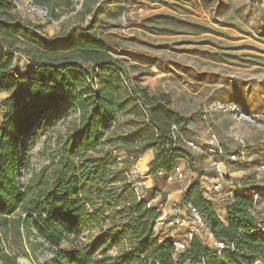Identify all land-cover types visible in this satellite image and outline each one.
I'll list each match as a JSON object with an SVG mask.
<instances>
[{
  "label": "trees",
  "instance_id": "1",
  "mask_svg": "<svg viewBox=\"0 0 264 264\" xmlns=\"http://www.w3.org/2000/svg\"><path fill=\"white\" fill-rule=\"evenodd\" d=\"M15 1L0 0V92L7 93L0 121V264H19V257L31 258L33 264H251L256 260L264 264V237L258 229L263 221L256 215L254 200L235 193L223 205V222L198 179L181 193L180 201L194 206L214 238L228 248L211 252L203 239L193 236L175 257L173 240L154 235L158 212L137 198L130 183L132 199L124 206L127 218L96 237L103 248L101 259L94 263L74 244L83 230L99 223L80 196L76 174L80 171L84 180L106 178L123 151H133L135 158L150 154L148 172L153 176L159 170L169 174L176 160L184 157L188 168L196 171L192 154L173 138L172 125L184 132L189 118L170 107L169 95L150 94L145 85L132 81L112 54L118 51L117 43L105 31L95 30L106 23L89 0L81 2L91 16L86 25L53 36L45 35L42 25L19 16ZM32 1L47 7L54 19L60 10L73 8L72 0ZM15 54L28 61L24 72L13 68ZM69 111L77 114L72 129L59 133L57 148L42 153L46 162L33 168L30 140ZM119 114L134 115L133 129L116 136L111 127ZM124 237L129 240L127 250L106 253V246ZM63 242L72 250L64 251ZM43 246L50 257L40 261L36 252Z\"/></svg>",
  "mask_w": 264,
  "mask_h": 264
},
{
  "label": "rangeland",
  "instance_id": "2",
  "mask_svg": "<svg viewBox=\"0 0 264 264\" xmlns=\"http://www.w3.org/2000/svg\"><path fill=\"white\" fill-rule=\"evenodd\" d=\"M89 1V6L106 23L95 30L105 31L117 43L118 51L112 54L126 68L132 81L145 85L150 94L169 95L170 107L189 118L185 131L179 130L183 136L203 142L213 133L217 152L209 158L191 153L196 171L188 168L186 158L176 160L182 163L185 173L180 180L172 171L170 179L153 176L148 172L151 155L135 158L133 151L121 152L118 166L111 168L106 178L84 180L79 171L76 178L80 196L86 199L88 210L97 214L99 223L83 230L74 244L89 253L94 263L101 259L103 248L96 237L111 224L127 218L124 206L132 199L127 171H133L135 180L146 182L138 189L141 199L155 198L167 205L171 214L179 215L186 212L180 201L181 193L193 180L200 181L203 193L207 189L205 183L208 187L214 183L212 158L220 161L226 173L233 177L239 187L236 193L254 200L256 215L263 221L258 229L264 237V182L259 169L264 162V0ZM23 2L18 0L21 6L18 15L42 25L47 36L64 34L77 24L85 26L91 17L81 7L82 0H72V9H62L57 18L50 16L47 20L24 11ZM28 67L25 57L15 54L13 68L24 72ZM6 96V92H0V121L4 113L1 103ZM141 109L146 115L145 109ZM133 116L119 114L111 127L116 136L133 129ZM76 117V113L69 111L64 118L35 133L30 140L33 168L46 162L42 153L49 154L57 148V135L72 129ZM134 119L138 121L140 117ZM177 143L187 150L179 140ZM106 147L108 144L103 149ZM240 150L245 152V158L229 163L226 154ZM151 151L154 155L155 150ZM230 200L222 193L211 201L223 222V205ZM173 233L179 239L183 230L173 229ZM60 247L64 251L72 250L68 242ZM128 247L127 238H117L105 251L114 255ZM181 252L175 251L174 256ZM36 253L40 261L50 257L46 246ZM33 261L18 258L19 264H33ZM251 264L262 263L256 260Z\"/></svg>",
  "mask_w": 264,
  "mask_h": 264
},
{
  "label": "built area",
  "instance_id": "3",
  "mask_svg": "<svg viewBox=\"0 0 264 264\" xmlns=\"http://www.w3.org/2000/svg\"><path fill=\"white\" fill-rule=\"evenodd\" d=\"M16 9L21 8L18 1H15ZM23 10L29 14L36 16L41 20H47L50 18L47 7L34 3L32 0H24ZM142 9L140 8L139 11ZM173 138L179 140L184 144L187 151L190 153H196L203 157L209 158L211 154L216 153L214 150L215 146V134L211 135L205 139L203 142L198 139L187 138L177 129L175 125H172ZM219 153V152H218ZM245 152L233 151L226 154L227 161L229 163L236 162L238 160L245 158ZM119 160V157H116ZM185 159V157H184ZM183 160V159H181ZM184 161V160H183ZM211 165L216 174L214 183H212L207 189H205V197L212 201L217 195L225 193L227 198L232 199L234 194L239 190V187L230 173H226L223 164L213 159L211 160ZM259 169L263 172V177L261 179L264 182V162L259 165ZM172 173L175 174L177 179H182L185 177L184 169L182 163L175 164ZM133 171H127L126 175L128 181L136 193V196L141 200V192L138 190L141 186L145 185L144 180H135L136 177L133 175ZM156 176H166L168 179L171 178L169 174H165L164 171L159 170ZM148 208H154L158 212V216L153 221V231L154 235L160 240L164 238H171L173 240L175 251H183L193 236H199L205 242L209 251L219 252L224 248H228L226 244L222 241L216 240L213 233L205 221L202 214L190 203L184 204L186 212H181L179 215H173L168 211L167 205L157 201L155 198L142 199ZM173 229H182L183 234L180 235L179 239H176Z\"/></svg>",
  "mask_w": 264,
  "mask_h": 264
},
{
  "label": "crops",
  "instance_id": "4",
  "mask_svg": "<svg viewBox=\"0 0 264 264\" xmlns=\"http://www.w3.org/2000/svg\"><path fill=\"white\" fill-rule=\"evenodd\" d=\"M14 61H15V58H14ZM153 154H152V158H153ZM206 185H205V187H208V183H205ZM223 209H224V207H223ZM222 215H223V218H224V222L226 221V212H225V209H224V211L222 212Z\"/></svg>",
  "mask_w": 264,
  "mask_h": 264
}]
</instances>
